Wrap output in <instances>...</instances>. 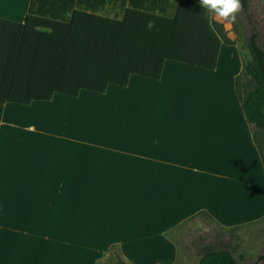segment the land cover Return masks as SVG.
<instances>
[{"label":"crops","instance_id":"1","mask_svg":"<svg viewBox=\"0 0 264 264\" xmlns=\"http://www.w3.org/2000/svg\"><path fill=\"white\" fill-rule=\"evenodd\" d=\"M29 1L0 0V18L23 21ZM235 77L234 115L197 107L191 120L141 121L133 153L116 136L79 137L72 118L20 114L46 101L0 104V264H104L115 250L130 264H162L177 254L168 231L199 213L222 227L262 216L237 195L256 189L264 162Z\"/></svg>","mask_w":264,"mask_h":264},{"label":"trees","instance_id":"2","mask_svg":"<svg viewBox=\"0 0 264 264\" xmlns=\"http://www.w3.org/2000/svg\"><path fill=\"white\" fill-rule=\"evenodd\" d=\"M149 20L152 30L145 27ZM220 34L197 0H30L23 21L0 18V104L103 93L108 85L126 86L131 75L159 79L166 60L213 70L221 43H232ZM244 47L250 59L242 70L252 86L241 89L238 74L235 90L260 152L264 49L254 33ZM114 254V264H130ZM198 264L236 260L228 250L207 247Z\"/></svg>","mask_w":264,"mask_h":264},{"label":"rangeland","instance_id":"3","mask_svg":"<svg viewBox=\"0 0 264 264\" xmlns=\"http://www.w3.org/2000/svg\"><path fill=\"white\" fill-rule=\"evenodd\" d=\"M170 1L174 5L177 0ZM247 1L248 6L239 13L235 24L219 21L208 13L221 30V38L226 37L232 41L225 44L229 47L223 46L220 49L213 70L167 61L165 72L159 80L132 76L124 87L108 86L101 94L82 91L76 97L56 94L52 101L34 102L37 106L33 110L27 112L21 109L19 113L33 122L72 118L76 124L68 130L76 131L79 137L116 136L118 140H124L121 147L132 153L136 150L135 126L141 121L191 120L195 118L193 111L197 107L206 109L205 116L212 117L228 115L230 111L227 109L230 106L234 115L237 107L234 74H240L241 89L252 86L242 70L245 62L250 59L244 42L254 33L257 44L264 49V0ZM101 13L119 17L115 12ZM9 105L21 107L20 104ZM257 143L261 146L260 155L264 162V134L258 136ZM256 180L255 190L237 193L240 197L247 195L255 200V215L264 209V178L256 174ZM227 204H231L230 200ZM228 210L223 208L222 212ZM263 215L248 224L222 227L207 214L199 213L168 231L177 246V254L162 264H198L207 247L228 250L236 264H264ZM115 260V254L111 251L104 264H112Z\"/></svg>","mask_w":264,"mask_h":264},{"label":"clouds","instance_id":"4","mask_svg":"<svg viewBox=\"0 0 264 264\" xmlns=\"http://www.w3.org/2000/svg\"><path fill=\"white\" fill-rule=\"evenodd\" d=\"M199 6L204 9V12L212 14L219 21H225L229 24H235L239 13L243 11L241 0H198ZM146 29L152 30L155 23L149 20Z\"/></svg>","mask_w":264,"mask_h":264}]
</instances>
